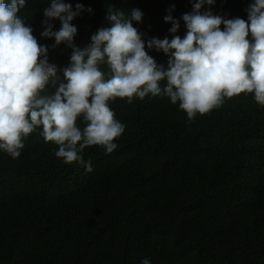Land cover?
I'll return each instance as SVG.
<instances>
[{
    "label": "trees",
    "instance_id": "1",
    "mask_svg": "<svg viewBox=\"0 0 264 264\" xmlns=\"http://www.w3.org/2000/svg\"><path fill=\"white\" fill-rule=\"evenodd\" d=\"M8 2V0H6ZM51 0H26L19 15L62 70L71 49L41 37L42 9ZM81 3L73 21L83 48L106 20L109 6L143 13L133 23L145 38L168 37L169 14L180 21L197 0H63ZM253 0H215L201 9L247 20ZM53 30L60 22L52 21ZM223 28V26H221ZM167 69L168 56L148 50ZM105 78L107 66H102ZM164 86V82L161 83ZM58 85L51 81L46 95ZM125 130L107 153L86 148L85 164H66L42 128L24 139L20 155L0 150V264H264V106L242 93L189 121L167 97L109 101ZM83 128V118L77 121Z\"/></svg>",
    "mask_w": 264,
    "mask_h": 264
},
{
    "label": "clouds",
    "instance_id": "2",
    "mask_svg": "<svg viewBox=\"0 0 264 264\" xmlns=\"http://www.w3.org/2000/svg\"><path fill=\"white\" fill-rule=\"evenodd\" d=\"M215 0H197L193 11L183 14V38L176 33L180 21L164 17L171 39L145 38L133 23H141L143 13L129 14L109 6L106 20L83 48L74 43L77 28L72 21L91 8L77 3L75 10L63 0H51L42 9V38L53 39L71 49L63 81L57 66L49 63V49L38 43L33 29L19 15L26 0H0V150L12 158L20 155L24 139L37 128L45 142L58 146L55 156L66 164L80 162L91 172L82 153L101 146L107 153L117 148L114 142L125 130L115 118L109 101L119 98L131 103L167 97L193 121L220 107L225 98L242 93L254 94L264 106V0H253L245 9L247 20L202 12ZM60 22L54 31L52 21ZM223 26V28L221 27ZM156 50L168 56L167 69L148 54ZM107 66L105 78L102 66ZM51 81L54 95H46ZM164 82V86L161 83ZM82 117L84 127L77 121ZM142 264H150L145 259Z\"/></svg>",
    "mask_w": 264,
    "mask_h": 264
}]
</instances>
